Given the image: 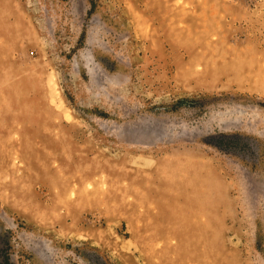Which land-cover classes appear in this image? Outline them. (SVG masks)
<instances>
[{
    "label": "rangeland",
    "instance_id": "1",
    "mask_svg": "<svg viewBox=\"0 0 264 264\" xmlns=\"http://www.w3.org/2000/svg\"><path fill=\"white\" fill-rule=\"evenodd\" d=\"M0 264H264V0H0Z\"/></svg>",
    "mask_w": 264,
    "mask_h": 264
},
{
    "label": "bare ground",
    "instance_id": "2",
    "mask_svg": "<svg viewBox=\"0 0 264 264\" xmlns=\"http://www.w3.org/2000/svg\"><path fill=\"white\" fill-rule=\"evenodd\" d=\"M238 121H225L224 123H222L221 124V126L223 127V128H230L231 126H238Z\"/></svg>",
    "mask_w": 264,
    "mask_h": 264
}]
</instances>
